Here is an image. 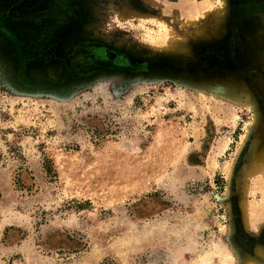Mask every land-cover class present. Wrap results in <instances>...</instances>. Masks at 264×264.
<instances>
[{"label":"rangeland","instance_id":"rangeland-1","mask_svg":"<svg viewBox=\"0 0 264 264\" xmlns=\"http://www.w3.org/2000/svg\"><path fill=\"white\" fill-rule=\"evenodd\" d=\"M257 3L0 0V264H264Z\"/></svg>","mask_w":264,"mask_h":264},{"label":"bare ground","instance_id":"bare-ground-1","mask_svg":"<svg viewBox=\"0 0 264 264\" xmlns=\"http://www.w3.org/2000/svg\"><path fill=\"white\" fill-rule=\"evenodd\" d=\"M255 1L260 4V2H262L263 0H254V2ZM251 124H252L251 128L256 129V126L260 124V118L257 115H255L254 120ZM254 138H253V141H254ZM239 178H240L239 179V189L243 197L241 208H242V215L244 217L243 218V221L245 223L244 225H246L247 227H250L256 223L259 227H262L264 226V140L261 134L256 138V140L252 144V147L248 151L246 158H245V163L243 165V168L241 169ZM248 178L250 179L253 178L252 180L253 186L251 187L252 190L249 185L248 187L245 186V183H246L245 180ZM248 188H250L249 189L250 191L248 192L249 194L247 193V190H246ZM251 192L254 193L253 194L254 197L257 192L260 193V199H259L260 202H258L257 204H253L254 203L253 200H252L253 202H250V201H249L250 203L247 202L248 201L247 196L250 195Z\"/></svg>","mask_w":264,"mask_h":264}]
</instances>
